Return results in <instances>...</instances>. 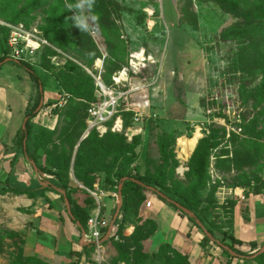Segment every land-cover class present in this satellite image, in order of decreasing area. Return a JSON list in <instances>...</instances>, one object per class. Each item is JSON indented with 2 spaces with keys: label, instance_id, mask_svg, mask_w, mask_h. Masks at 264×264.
I'll use <instances>...</instances> for the list:
<instances>
[{
  "label": "rangeland",
  "instance_id": "1",
  "mask_svg": "<svg viewBox=\"0 0 264 264\" xmlns=\"http://www.w3.org/2000/svg\"><path fill=\"white\" fill-rule=\"evenodd\" d=\"M81 16L87 30L78 26ZM239 20L217 0H0V31H8L5 22L23 24L48 41L32 61L44 84V107H38L32 133L25 140L32 159L26 156V146L20 145L19 128L10 144L0 145V178H6L4 164L12 158L8 176L16 172L12 167L17 162L25 163L21 172L26 168L30 175L41 176V181L50 176L48 189L60 193L57 210L38 191L39 182L34 184L35 191L27 182L19 186L27 191L23 196L0 189V264H79L81 258L83 264H188L190 255L172 244L163 243L154 252L145 246L170 218L189 224L188 235L193 231L203 235L202 245L211 241L205 237L206 230L219 241L232 243L235 206L245 210L253 195L257 206L264 208V135L260 145L244 143L251 138L253 120L261 108L250 92L264 75L239 57L237 41L221 37ZM0 53L4 54L0 58L12 61L1 36ZM131 62L136 68H130ZM125 67L130 68L126 87L117 86L112 76ZM98 68L115 87L136 89L121 104L124 127L120 131L107 128L84 139L87 108L102 100L94 79L89 80ZM30 84L29 90L34 89L28 108L38 100L37 83L31 78ZM81 84L84 90L74 93ZM53 104L56 108L50 109ZM135 112L142 113L144 120L134 123ZM257 128L263 130L264 125ZM213 131L219 143L212 149L207 184L196 196L198 206L191 210L181 202L192 198L190 188L196 181L192 158L199 141ZM196 132L201 134L196 147L183 154L181 139L189 141ZM137 135L141 142L133 153L114 165L119 149ZM160 164L166 170L161 185L151 180ZM135 176L142 178L141 188L124 185ZM121 184L118 210L115 193L119 195ZM241 187L247 200L238 198ZM85 188L100 191L103 211L111 224L119 226L125 244L110 240L104 247L88 244L79 247L81 251L72 249L73 241L78 245L73 212L86 218L97 207ZM149 200L164 205L146 209ZM45 211H52L55 223L43 215L49 214ZM129 226H134L130 235ZM199 250L194 254L196 261L207 256ZM225 250L224 264H264V246L255 253L238 244ZM176 252L186 256L187 263L174 257Z\"/></svg>",
  "mask_w": 264,
  "mask_h": 264
},
{
  "label": "crops",
  "instance_id": "2",
  "mask_svg": "<svg viewBox=\"0 0 264 264\" xmlns=\"http://www.w3.org/2000/svg\"><path fill=\"white\" fill-rule=\"evenodd\" d=\"M3 55V53H0V56ZM31 78L32 77L29 72L23 66L18 65L13 59L12 61H8V59H6L0 65V145H2L1 143H3L4 145H8V143L10 144L11 142H9V140H13L19 128L24 127V123L26 120V110L29 107L28 104L30 102L29 99L32 95L31 92H33L34 89L33 87L32 90H29V88L31 89ZM23 80L26 82L24 83ZM45 92L47 93L48 91L46 90ZM56 105L57 104L50 105L49 108L54 109L56 108ZM43 107L44 103L42 101V105L40 106V108ZM15 110H18L19 112L17 113L15 112ZM37 117L38 114L35 118ZM53 127L54 126H50V128ZM11 159L12 158H9V160L6 161L8 163L5 162L6 164H4L7 176L5 179L0 178V189H5L6 193L16 195L11 191H7L9 187L22 189V187L19 186H22L24 182H27L32 185V190H34L37 189L36 185L34 184L39 182L40 188L38 191L44 193L43 197L47 199L48 203H53L57 210H59L58 199H60V193L48 189L51 188L50 176H48V180L41 181V176H38L37 174V176L30 175L29 172L26 171V168H23L21 172L20 167L24 166L25 164L21 162H17L16 165L12 167L13 169H16V172L11 176H8V171L11 169ZM7 179H11V181H8ZM19 182H21V184H19ZM120 186L123 189V185L121 184ZM236 193L240 200L242 199V195L245 196L242 201L248 199L247 192L243 187L239 188ZM25 194L27 195V193ZM23 195L24 194L16 196ZM49 199H52V202H50ZM103 199L107 200V198ZM255 199L256 198L253 195L249 197L248 206L245 210H242V208L238 205L235 206L233 213V229L231 230L232 235L242 242V245L240 246H248L251 249L253 248V250H255L253 253H255L256 250L261 249L264 246V208H259L255 203ZM152 205H154V207H159V209H162V205H164V203L160 200H157L155 203L153 201ZM145 207L146 209H152L153 206H151L150 208H148L147 206ZM52 211H45L49 214H43L47 215L49 217V220L51 221L54 220L50 214ZM170 219L171 220L169 222H164V225H159L153 237L148 238L144 242L147 249H149L151 252H154L163 243L172 244L174 247L178 248L183 254L190 255L188 264H224L221 260L223 258V254L226 255V253L224 247L219 244L220 241L218 239L212 236L210 237L211 241H209V243L202 245L200 243L204 237L203 235L202 237L199 233L195 234L196 231H193L192 235H188V231L191 229V226L189 224L183 221L180 222L182 223L180 224L179 220H177L176 218ZM53 223H55V220ZM77 228L78 240H76V242L78 245H75L73 241L72 249L76 251H81L79 247L83 249V246L88 244L83 242L82 229L78 226V224ZM133 230L134 226H129L127 228V233L130 235L133 233ZM154 239L156 240L155 243L153 242ZM110 242V239L106 238L104 239V242L101 244V246L104 247V244H108ZM208 248H210V250H207ZM197 250H199L202 255H204V253L206 254L207 252V256L204 255V257L201 258H199L198 256L196 261V259H194V254ZM210 252H212V254H210ZM99 262L100 264H102V261ZM79 264H83L82 258ZM89 264L97 263L91 261V263Z\"/></svg>",
  "mask_w": 264,
  "mask_h": 264
},
{
  "label": "trees",
  "instance_id": "3",
  "mask_svg": "<svg viewBox=\"0 0 264 264\" xmlns=\"http://www.w3.org/2000/svg\"><path fill=\"white\" fill-rule=\"evenodd\" d=\"M34 1L38 2L39 0H34ZM217 1L222 6V8L238 16L240 19L238 23L230 26L229 28L223 31L222 36H221L222 39L228 40V41H231V40L237 41L239 43V47H240L239 49L241 50V54L239 57L243 56L245 61H247L246 64L249 67H252L255 71H256V68H259L264 75V0H217ZM14 21L18 22L19 19L16 18L14 19ZM3 31L4 32L0 31L1 32L0 36L6 45L8 31L5 29ZM6 48H7V45H6ZM6 59L7 57H1L0 65ZM119 59H122V58H119ZM16 63L20 66H23L29 72L32 79L37 83V91H38V100L32 108H28L26 110V120L24 123V127L22 128V131L20 133V140H19L20 145L26 146L25 140L32 133V127H33L32 119H34L37 116L38 107H40L42 103V99L44 95V84L41 80L39 72L34 68L33 64H31L30 62H26V61H16ZM103 66L105 67V60H103ZM104 78L105 77L102 72V79L104 83L107 85H111V83L105 81ZM93 79H94V84L96 86V90H98L97 89L98 87L95 82V78L90 77L89 80L90 82H93ZM84 88H85V85L81 84V86H79L73 91L74 93H77V92L83 91ZM84 92L87 98H89L90 100L93 99V96L90 92L88 91H84ZM250 96L258 103V106L261 107L257 117L253 120L254 122L253 127L251 126L253 129V132H251V135H250L251 138L245 140L244 142L253 147V146H256L257 144L260 145L259 141L264 135V129L259 130L257 128L259 124L264 125V76H263L261 83L255 88L251 89ZM121 111L119 112V114L122 116V118H124V114H121L122 113ZM87 115L88 114L86 111L85 123L82 124V127L84 128V132L87 128V122H86ZM113 123H114V119L108 122L107 124L109 126L108 128L111 129V126L113 125ZM97 133L99 132L94 129L86 137H84V139H89L90 137L97 136L98 135ZM217 138L218 136H217L216 131L211 132L209 136H205L199 141L198 146L194 152L191 166L193 167V173H194V176L196 177V181L190 188V191L192 193L191 194L192 198H191V201H189L188 203L181 202L183 206H187L191 210H195L197 208L198 201L196 199V196L198 192L202 188H204L207 184L209 161H210L212 149L215 148L219 143L217 141ZM140 142H141V138L139 135H137V136H134V139L131 143H126L124 146H122V148H120L118 151L117 157L115 158L114 165H117L118 162L127 154L133 153L134 148ZM257 148L259 149V146H257ZM24 150H25L26 156L31 160L32 156L29 154L27 146L25 147ZM165 174H166V170L164 166L160 164L157 166L155 177L151 178V180L161 185L162 180L165 177ZM141 179L142 178L135 176L132 179H129L126 182H124V185H126V183H129L130 185H135L141 188L139 186V181ZM1 191L5 192L6 190L3 189ZM7 191H11L16 194L27 193L25 189H19V188L17 189L13 187L9 188ZM194 195H195V198H194ZM72 216H74V220L78 223V226L81 229L86 227L89 216H87L86 218H81L79 214L74 213V212ZM195 224L199 228H201V225L198 222H195ZM119 231H120V228L118 226V234H119ZM210 233L212 234L213 237H215L211 231ZM119 236H120V240L112 239V241H114L116 244H119V245L125 244L126 237L121 234H119ZM205 237H206V234H205ZM230 239L232 242L231 244H228L224 240L220 241L219 244L222 245L224 249L227 246L229 248L230 247L232 248L235 244L242 245V242L236 239L235 236L231 235ZM209 240H211V238ZM91 245L94 246L95 244L92 243ZM165 245L169 247V244H165ZM175 254L176 256L174 257L176 258L180 257V259L183 260L184 263H187L188 259L186 256H182L180 252L179 253L176 252Z\"/></svg>",
  "mask_w": 264,
  "mask_h": 264
},
{
  "label": "built area",
  "instance_id": "4",
  "mask_svg": "<svg viewBox=\"0 0 264 264\" xmlns=\"http://www.w3.org/2000/svg\"><path fill=\"white\" fill-rule=\"evenodd\" d=\"M4 25L8 28V37L6 41L8 55L14 61H26L31 63L42 48L48 44L46 38L35 30L24 28L23 24L5 22ZM130 60L132 61L133 59ZM32 64L35 65L34 62H32ZM130 65V68H136V66H133L134 64L132 62ZM100 67L103 69V65ZM130 68L125 67L122 71L116 72L112 77L114 84L117 86L122 84L126 87L125 83L129 79ZM101 69H99L98 73L94 75V78L98 91L102 95V100L90 103L87 109V128L84 132V137H86L94 129L98 132L107 129L109 127L107 125L108 122L113 119L114 123L111 126V129L120 131L124 127L123 118L119 114L122 110L120 108L121 104L123 100L126 99L129 92L136 89H123L115 87L114 84H105L102 79ZM122 73H125V76H123ZM144 117L145 116L142 113L135 112L133 116L134 123L143 121ZM85 189L95 197L97 207L95 208L93 214L88 218L86 227L82 228L83 242L87 244L93 243L95 245H101L106 238L110 240H120L118 228L111 224L103 211L101 195L99 194L100 191L95 189L92 190L90 188ZM115 195L117 196L118 194L115 193ZM241 198L244 199L245 196L242 195ZM146 206L150 208L152 206V201H147Z\"/></svg>",
  "mask_w": 264,
  "mask_h": 264
},
{
  "label": "bare ground",
  "instance_id": "5",
  "mask_svg": "<svg viewBox=\"0 0 264 264\" xmlns=\"http://www.w3.org/2000/svg\"><path fill=\"white\" fill-rule=\"evenodd\" d=\"M100 63H101V59H98L97 65ZM122 75L125 76V73H122ZM200 135L201 134L199 132H196L195 136L193 138H191L189 141L186 139H185L186 141L181 139V145L184 146V148L182 150L183 154L186 155L187 152L192 151L196 147Z\"/></svg>",
  "mask_w": 264,
  "mask_h": 264
},
{
  "label": "water",
  "instance_id": "6",
  "mask_svg": "<svg viewBox=\"0 0 264 264\" xmlns=\"http://www.w3.org/2000/svg\"><path fill=\"white\" fill-rule=\"evenodd\" d=\"M41 105H42V103H41ZM122 187H120L119 188V197H118V210L121 208V201H122ZM67 203L69 204V201L67 200ZM179 206L181 207V208H183L185 211H187V212H189V213H191V211H189V209H187V208H185V207H183V206H181L180 204H179ZM70 209V208H69ZM70 211V213H71V210H69ZM115 221L113 220V223H114ZM113 225V224H112ZM206 232V234L209 236V237H212V234L209 232V231H205Z\"/></svg>",
  "mask_w": 264,
  "mask_h": 264
},
{
  "label": "clouds",
  "instance_id": "7",
  "mask_svg": "<svg viewBox=\"0 0 264 264\" xmlns=\"http://www.w3.org/2000/svg\"><path fill=\"white\" fill-rule=\"evenodd\" d=\"M91 6V4L89 3V7ZM77 8H83V4H77L76 5ZM78 26L87 30V24L85 22V18L83 16H81L79 19H78Z\"/></svg>",
  "mask_w": 264,
  "mask_h": 264
}]
</instances>
